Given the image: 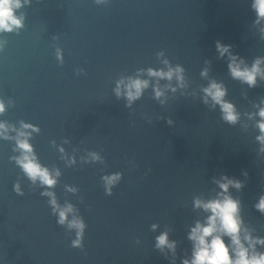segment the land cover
Returning a JSON list of instances; mask_svg holds the SVG:
<instances>
[{"label":"water","instance_id":"95a60500","mask_svg":"<svg viewBox=\"0 0 264 264\" xmlns=\"http://www.w3.org/2000/svg\"><path fill=\"white\" fill-rule=\"evenodd\" d=\"M20 3L15 14L23 26L0 32L6 109L0 114V264L191 261V229L211 215L195 200L222 199L224 176L245 185L227 193L241 202L242 242L247 247L245 229L264 239V214L254 207L264 195V145L257 140L264 78L258 75L249 87L228 68L230 54L249 69L260 58L264 73V20L256 23L254 0ZM217 41L231 45L230 54L221 57ZM177 65L184 69L183 86L175 75L168 80L147 71ZM130 78L147 80L149 87L126 107L124 85L119 97L115 89ZM212 81L226 89L223 99L239 115L234 125L206 97L203 89ZM156 87L163 92L158 99ZM18 140L32 146L56 179L54 187L25 176L15 160L22 154ZM116 172L123 177L108 196L102 176ZM17 181L24 195L14 191ZM45 191L61 208L73 206L69 221L84 219L83 250L71 247L75 230L57 223ZM164 232L176 242L175 252L155 247ZM223 239L231 254L230 238ZM255 250L264 253V245Z\"/></svg>","mask_w":264,"mask_h":264},{"label":"clouds","instance_id":"9594fccd","mask_svg":"<svg viewBox=\"0 0 264 264\" xmlns=\"http://www.w3.org/2000/svg\"><path fill=\"white\" fill-rule=\"evenodd\" d=\"M97 3L103 2V0H96ZM21 7L20 0H0V32H12L14 29H19L23 26L22 18H18L15 14V9ZM252 7L257 13L256 23L259 24L261 20H264V0H254ZM264 31V30H262ZM231 45H224L219 41L216 42V49L220 53L221 57L225 53L230 54ZM3 50V43L0 42V51ZM57 59L63 63V55L60 50H57ZM163 55V50L157 52V56ZM237 57L230 54V62L228 68L231 76L234 79H238L245 82L249 87H255L257 84L256 77L261 75L264 78V73L261 72L259 67L261 59L257 58L252 67H241L243 61L237 63ZM167 65L168 61H164ZM149 76L166 78L172 80L175 75L176 79L181 82L183 86V71L184 69L177 65L174 69L169 67L167 71L164 70H153L149 68ZM205 71L202 75H206ZM121 85H124L125 92L123 93L128 101L126 107H130L131 103L142 97L143 91L149 87L147 80L141 79H129L128 83L125 84L123 80L117 82L115 93L119 97L121 93ZM203 91L206 97H211L215 104L220 105L221 112L223 114L222 119L229 124H235L239 118L238 113L235 111L232 103L226 102L223 98L226 95V89L221 84L212 81L208 87L204 88ZM155 98L158 99L163 95V92L159 87L154 88ZM204 103H207L205 98ZM5 103L0 100V114L5 112ZM258 115L261 120L257 123V127L260 130L261 135L257 137V140L264 145V108H261ZM167 123L171 125L173 122L169 118ZM5 125L0 123V128H4ZM24 127H30V125H24ZM25 135V133H20ZM18 148L21 150V156L15 158L16 164L21 168L25 176L35 183L37 180L40 181L42 186L52 188L57 183L56 179L51 175L46 167H43L33 154L32 146L27 140H18ZM264 151V147L261 148ZM93 159H99L98 156L93 154ZM245 176L247 172L243 173ZM59 175V172L56 173ZM123 173L116 172L113 174H106L102 176L104 182L105 194L108 196L113 195V186H116L119 181L122 180ZM224 182H219V187L223 190L220 193L222 199L209 200L207 202L201 201L200 199L195 200V207L203 208L206 212H210L211 215L207 218L206 224H201L199 221L196 222L195 227L191 229L189 239L194 242L193 259L191 261L185 259L183 264H264V253H259L255 250L256 244L264 245V239L256 238L253 239L245 229V235L243 241L247 242V247L241 239V225L243 223L239 212L241 202L233 199L230 195H227L230 186L235 187L237 190L242 189L245 185L244 182L235 179L223 177ZM14 191L18 195H24L21 191L20 183L17 181L14 184ZM51 197L49 203L52 206L53 213H58L57 223L59 225H65L69 229L75 230V239L71 241V247L84 249V235L86 230V223L81 217H74L72 220H68V213L74 211L73 206L68 204L66 207L61 208L57 203L55 194L53 192L45 191L41 193ZM261 214H264V195L259 199V203L255 206ZM155 224L152 225L154 229ZM229 237L231 240V254L229 251V245L225 243L223 237ZM210 238V239H209ZM155 247L159 250H163L165 247L175 252L176 242H169L167 232L162 233L156 237Z\"/></svg>","mask_w":264,"mask_h":264}]
</instances>
